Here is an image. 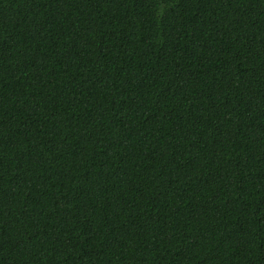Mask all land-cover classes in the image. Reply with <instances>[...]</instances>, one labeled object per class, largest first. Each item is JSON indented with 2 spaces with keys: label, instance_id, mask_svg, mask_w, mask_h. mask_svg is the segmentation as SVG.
<instances>
[{
  "label": "trees",
  "instance_id": "trees-1",
  "mask_svg": "<svg viewBox=\"0 0 264 264\" xmlns=\"http://www.w3.org/2000/svg\"><path fill=\"white\" fill-rule=\"evenodd\" d=\"M0 264H264V0H0Z\"/></svg>",
  "mask_w": 264,
  "mask_h": 264
}]
</instances>
